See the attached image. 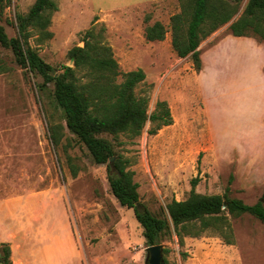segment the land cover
I'll return each instance as SVG.
<instances>
[{"label": "rangeland", "instance_id": "1", "mask_svg": "<svg viewBox=\"0 0 264 264\" xmlns=\"http://www.w3.org/2000/svg\"><path fill=\"white\" fill-rule=\"evenodd\" d=\"M35 1L4 0L0 5V24L11 37L19 34L17 15L26 14ZM56 2L52 36L35 32L29 39L54 71L74 66L69 50L83 46L84 33L94 27L113 48L123 72L145 71L136 92L150 98L149 113L159 100L171 107L173 123L157 134L148 132L151 122L137 138L105 134L130 159L141 205L170 219L168 203L186 199L195 178V190L202 194H224L229 188L231 197L249 204L262 197L264 41L232 35L233 19L201 42L203 69L198 72L190 55H177L171 30L163 41L145 36L146 26L156 21L169 28L180 0ZM42 81L0 44V244L11 245L13 264H145L148 243L134 208L119 203L107 164L94 162L67 129L54 85L42 87ZM52 123L66 127L69 146L54 144ZM230 225L234 244L210 229L186 237L181 246L171 222V232L160 242L168 249H163L164 260L264 264V221L246 213L230 216Z\"/></svg>", "mask_w": 264, "mask_h": 264}, {"label": "trees", "instance_id": "2", "mask_svg": "<svg viewBox=\"0 0 264 264\" xmlns=\"http://www.w3.org/2000/svg\"><path fill=\"white\" fill-rule=\"evenodd\" d=\"M180 1L181 9L172 15L169 28L156 21L146 26L145 36L149 41H163L171 30L172 46L177 55L180 58L190 55L198 72L203 69L201 42L233 19L232 35L264 41V0H248L238 18L235 17L243 0ZM3 2L0 0V5L4 6ZM57 10L56 0H36L26 14L17 15V36L11 37L0 24V44L12 50L20 66L42 78V87L54 85L53 95L63 111L67 129L87 147L94 162L107 164L111 190L121 205L134 208L148 246L160 244L164 234L171 232V222L180 245L184 246L186 237L202 236L210 229L224 235L227 244H234L230 216L249 213L264 221V192L256 203L249 204L231 197L229 188L224 194L197 192L198 178L192 180L193 188L186 199H173L168 203L170 219L140 204L139 183L134 179V171L129 169L130 159L117 151L105 134L115 137L127 134L137 138L148 122L152 124L148 132L157 134L173 123L171 107L167 101L159 100L155 110L149 113L150 98L136 92L146 79L145 71L139 68L123 72L113 48L94 27L84 33L83 46L76 45L69 50L68 57L74 66L64 65L54 71V67L31 46L29 39L35 32L44 37L52 36L49 28ZM146 21H150V15L146 16ZM66 127L60 123L51 124V138L56 146L70 145ZM68 161L73 175H77L78 167L72 156H68ZM11 255V245L1 243L0 264H13ZM182 255L185 258L188 253ZM164 261L168 264L167 259Z\"/></svg>", "mask_w": 264, "mask_h": 264}, {"label": "water", "instance_id": "3", "mask_svg": "<svg viewBox=\"0 0 264 264\" xmlns=\"http://www.w3.org/2000/svg\"><path fill=\"white\" fill-rule=\"evenodd\" d=\"M114 160V157L111 158ZM163 245L162 244H154L150 245L146 248L147 259L145 264H165L164 256H163Z\"/></svg>", "mask_w": 264, "mask_h": 264}, {"label": "crops", "instance_id": "4", "mask_svg": "<svg viewBox=\"0 0 264 264\" xmlns=\"http://www.w3.org/2000/svg\"><path fill=\"white\" fill-rule=\"evenodd\" d=\"M234 256V255H233ZM234 260V259H233Z\"/></svg>", "mask_w": 264, "mask_h": 264}]
</instances>
